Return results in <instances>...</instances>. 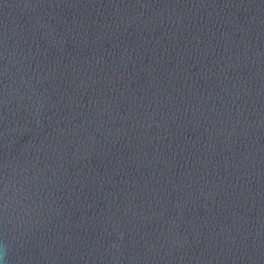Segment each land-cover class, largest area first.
Wrapping results in <instances>:
<instances>
[{
    "label": "water",
    "instance_id": "water-1",
    "mask_svg": "<svg viewBox=\"0 0 264 264\" xmlns=\"http://www.w3.org/2000/svg\"><path fill=\"white\" fill-rule=\"evenodd\" d=\"M0 264H264V0H0Z\"/></svg>",
    "mask_w": 264,
    "mask_h": 264
}]
</instances>
